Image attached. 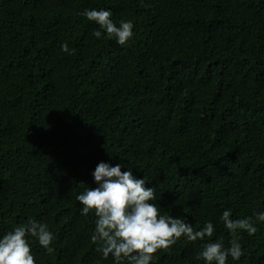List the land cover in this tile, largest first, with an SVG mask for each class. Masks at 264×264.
I'll list each match as a JSON object with an SVG mask.
<instances>
[{"label":"trees","instance_id":"trees-1","mask_svg":"<svg viewBox=\"0 0 264 264\" xmlns=\"http://www.w3.org/2000/svg\"><path fill=\"white\" fill-rule=\"evenodd\" d=\"M85 8L131 20L133 37H93ZM101 160L228 247L221 212L264 211V0H0V234L32 217L54 233L51 253L29 241L36 264H96L75 196ZM256 226L227 264H264ZM202 243L182 237L151 264H203Z\"/></svg>","mask_w":264,"mask_h":264},{"label":"clouds","instance_id":"clouds-1","mask_svg":"<svg viewBox=\"0 0 264 264\" xmlns=\"http://www.w3.org/2000/svg\"><path fill=\"white\" fill-rule=\"evenodd\" d=\"M78 15L98 27L93 37L114 38L119 45H125L133 37V22L121 19L115 22L112 12L106 8H85ZM63 52H74L65 42ZM122 167L125 170H121ZM94 187L88 186L76 194L82 216L94 214V228L91 240L96 245L101 261L111 257L112 264H151L154 253L169 250L182 237L189 242L201 241L202 247L195 254L203 264H227L228 258L238 261L244 254L237 238L238 230L249 236L257 232V222H264V211L254 212L253 217L233 219L232 209H224L217 222L223 224L232 237L225 247L222 237L212 239L215 227L212 221H205L200 228H194L187 216L163 214L157 207L156 191L148 186L150 179L137 176L133 169L121 163L99 161L91 172ZM35 240L46 253L54 251V233L47 223L32 217L10 230L0 234V264H36L31 251L30 240Z\"/></svg>","mask_w":264,"mask_h":264}]
</instances>
